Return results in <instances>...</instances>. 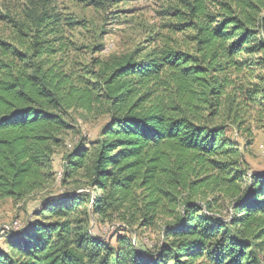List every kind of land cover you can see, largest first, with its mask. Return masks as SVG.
Instances as JSON below:
<instances>
[{"label":"trees","instance_id":"1","mask_svg":"<svg viewBox=\"0 0 264 264\" xmlns=\"http://www.w3.org/2000/svg\"><path fill=\"white\" fill-rule=\"evenodd\" d=\"M177 1L187 48L141 60L76 61L75 35L36 7L33 35L0 37V202L54 183L69 111L109 117L97 139L66 146L61 184L75 191L49 195L34 219L5 231L0 264H264V173L228 127L264 107V0H224L216 11ZM221 197L231 200L226 217L214 213ZM92 216L120 224L115 245L91 232ZM162 219L153 251L122 234Z\"/></svg>","mask_w":264,"mask_h":264},{"label":"rangeland","instance_id":"2","mask_svg":"<svg viewBox=\"0 0 264 264\" xmlns=\"http://www.w3.org/2000/svg\"><path fill=\"white\" fill-rule=\"evenodd\" d=\"M101 0L99 6H91L89 0H0V37L7 39L11 35H33L36 29L31 19L33 9L38 13L45 9L55 15L63 35H75L78 51L72 52L76 61L92 64L93 59L110 61L125 55H139L144 59L152 50L170 48L184 50L189 43L188 31H179L186 22L173 15L174 10H184L177 0ZM208 8L218 10L224 0H205ZM72 21L78 23L74 25ZM101 47L102 50H95ZM262 72V71H261ZM257 74L260 71L256 72ZM70 129L63 135V146L53 157V169L56 173L54 183L48 188L37 191L21 202L5 200L0 202V247H5V231L23 228L34 219L40 202L49 195L59 196L73 187L61 184L63 154L80 141H93L99 137L102 127L109 117L97 112L87 114L83 111H69L65 117ZM229 136L241 150L249 168L255 173H264V107H256L252 118L241 128L229 124ZM75 191V190H73ZM213 194L199 195V203L210 201ZM231 200L221 197L214 206V213L223 217L228 215ZM167 222L162 219L156 229H133L122 234L129 236L133 243L146 251H153L163 240L162 226ZM120 224H105L92 216L91 232L115 245L114 233Z\"/></svg>","mask_w":264,"mask_h":264},{"label":"built area","instance_id":"3","mask_svg":"<svg viewBox=\"0 0 264 264\" xmlns=\"http://www.w3.org/2000/svg\"><path fill=\"white\" fill-rule=\"evenodd\" d=\"M16 229V228H15Z\"/></svg>","mask_w":264,"mask_h":264}]
</instances>
